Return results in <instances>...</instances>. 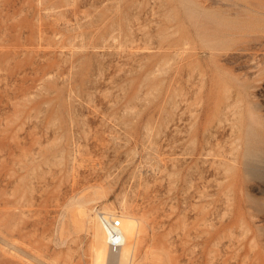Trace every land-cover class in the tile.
Masks as SVG:
<instances>
[{
	"label": "rangeland",
	"instance_id": "374dc122",
	"mask_svg": "<svg viewBox=\"0 0 264 264\" xmlns=\"http://www.w3.org/2000/svg\"><path fill=\"white\" fill-rule=\"evenodd\" d=\"M98 212L264 264V0H0V264H96Z\"/></svg>",
	"mask_w": 264,
	"mask_h": 264
},
{
	"label": "bare ground",
	"instance_id": "6f19581e",
	"mask_svg": "<svg viewBox=\"0 0 264 264\" xmlns=\"http://www.w3.org/2000/svg\"><path fill=\"white\" fill-rule=\"evenodd\" d=\"M119 219L121 225L110 224L108 225V228H105V233L104 230L102 229L101 224L97 221L98 226H97L96 247H95L96 264H104L106 260V256L108 259L107 261L109 262L110 260L111 264H131L133 257L136 253L137 238L139 234V224L137 220L132 218L120 216ZM121 229L124 237V244L119 250L120 252L119 257L118 256L117 258L113 257L114 259L112 258L111 261V257L108 256L109 254L107 252L105 235L113 236V233L121 232ZM119 252H117L116 254H118ZM108 257H110V259Z\"/></svg>",
	"mask_w": 264,
	"mask_h": 264
},
{
	"label": "built area",
	"instance_id": "2783aa9c",
	"mask_svg": "<svg viewBox=\"0 0 264 264\" xmlns=\"http://www.w3.org/2000/svg\"><path fill=\"white\" fill-rule=\"evenodd\" d=\"M98 219L102 226V229L104 230V233H105V228H108V225L110 224L121 225L119 216L116 214L98 212ZM105 239H106L107 249L110 253L115 254L119 252V250L124 244V237H123L122 229H121V232L113 233V236L105 235Z\"/></svg>",
	"mask_w": 264,
	"mask_h": 264
}]
</instances>
